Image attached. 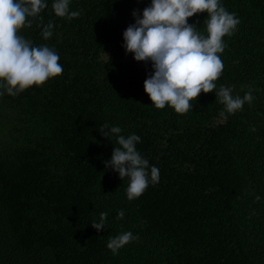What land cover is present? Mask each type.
I'll return each instance as SVG.
<instances>
[{
	"label": "trees",
	"instance_id": "trees-1",
	"mask_svg": "<svg viewBox=\"0 0 264 264\" xmlns=\"http://www.w3.org/2000/svg\"><path fill=\"white\" fill-rule=\"evenodd\" d=\"M46 3L39 15L52 36L39 17L19 34L54 49L64 70L0 95V264H264V0H220L240 23L223 38L217 90L254 97L226 121L215 92L183 115L151 105L152 64L123 47L133 11L151 0H70L81 13L71 20ZM206 18L188 23L204 33ZM104 124L140 136L137 151L159 169L139 198L105 167L119 145ZM101 212L98 232L90 224ZM127 231L138 239L114 255L107 242Z\"/></svg>",
	"mask_w": 264,
	"mask_h": 264
},
{
	"label": "clouds",
	"instance_id": "clouds-1",
	"mask_svg": "<svg viewBox=\"0 0 264 264\" xmlns=\"http://www.w3.org/2000/svg\"><path fill=\"white\" fill-rule=\"evenodd\" d=\"M70 0H53L52 11L57 17L69 20L78 18L79 11H69ZM47 7L46 0H0V95L16 96L32 86H42L51 78L63 73L58 53L48 47L33 46L29 39L20 35L21 29L31 27V18L41 20V35L47 40L52 36L54 24H43L40 13ZM206 13L203 21L204 33L198 31L188 19L196 14ZM135 23L123 32L126 53H132L137 62H151L153 73L143 83L156 109L166 106L183 115L192 110V102L201 93H216V99L223 105L219 116L228 119L243 105L254 99L251 91L243 97L233 96V89L216 81L222 75L224 64L220 58L226 44L225 36H231L240 23L235 13H229L220 0H151L150 6L137 16ZM108 129V131H105ZM121 128L104 124L99 128L102 136L116 137L111 159L105 167H111L119 178L128 179L126 195L129 201L139 198L149 183L159 182V169L149 166L136 149L141 137L135 134L120 135ZM255 132L256 128H250ZM257 200L260 198L257 196ZM108 213L101 212L99 221L90 225L98 232L105 228ZM124 217L120 210L117 219ZM138 239L131 231L123 232L109 239L106 244L114 255L131 241Z\"/></svg>",
	"mask_w": 264,
	"mask_h": 264
}]
</instances>
